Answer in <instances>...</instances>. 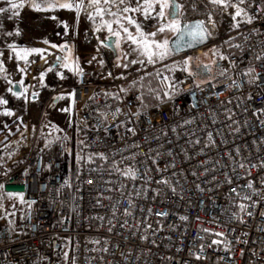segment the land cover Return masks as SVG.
Returning <instances> with one entry per match:
<instances>
[{"label": "built area", "instance_id": "2783aa9c", "mask_svg": "<svg viewBox=\"0 0 264 264\" xmlns=\"http://www.w3.org/2000/svg\"><path fill=\"white\" fill-rule=\"evenodd\" d=\"M231 2L214 74L158 72V103L107 57L74 74L72 138L31 134L0 178V264H264V0Z\"/></svg>", "mask_w": 264, "mask_h": 264}, {"label": "rangeland", "instance_id": "374dc122", "mask_svg": "<svg viewBox=\"0 0 264 264\" xmlns=\"http://www.w3.org/2000/svg\"><path fill=\"white\" fill-rule=\"evenodd\" d=\"M177 1L182 6L179 20L203 19L213 40L221 33H233L238 27L232 7L224 8L206 0ZM12 4L18 7L13 8ZM65 4L73 7L65 8ZM76 5L81 6L79 10ZM97 7L103 9L101 14H97ZM125 7L133 11L124 12ZM0 9H3L0 11V99L7 101L0 104V178L23 162V146L31 134L36 133V140L43 147L52 141L72 138L75 116L70 82L78 70L94 68L99 62L96 50L88 49L81 40L84 30L91 29L111 67L131 78L130 89L140 81L152 83L156 78L159 83L158 72L176 84L182 76H195L190 61L214 63L218 53V46L212 43L182 59L171 56L166 45L176 29L170 25L177 22L166 17L167 8L161 16L160 6L154 0L151 8L146 7L145 0H123V3L110 0L108 4L100 0L98 6H89V0H0ZM125 17L133 22L129 23ZM108 24L112 26L111 32ZM113 33H118L114 35V54L100 42ZM54 54L62 57L56 69L51 68ZM13 83L21 86L17 95L11 92ZM29 90L53 93V97L41 111L43 102L30 101L25 95ZM32 116L38 117V127ZM5 205L18 207L8 197Z\"/></svg>", "mask_w": 264, "mask_h": 264}, {"label": "water", "instance_id": "95a60500", "mask_svg": "<svg viewBox=\"0 0 264 264\" xmlns=\"http://www.w3.org/2000/svg\"><path fill=\"white\" fill-rule=\"evenodd\" d=\"M206 1L211 2V0ZM181 9L182 6L177 0H168V19L177 22V27L172 36L168 39L166 45L171 56H178L196 50H202L213 42V38L203 19L194 17L185 21L179 20ZM115 43L116 37L114 35H110L101 41V45L113 54L115 53ZM61 61L62 57L60 55L55 56L54 61L51 63V68L60 65ZM11 92L15 95L19 94L21 92L20 84L13 83L11 86ZM37 98V93L30 95L31 101H35ZM56 101L57 99L53 102L55 103Z\"/></svg>", "mask_w": 264, "mask_h": 264}, {"label": "snow or ice", "instance_id": "6c2138e0", "mask_svg": "<svg viewBox=\"0 0 264 264\" xmlns=\"http://www.w3.org/2000/svg\"><path fill=\"white\" fill-rule=\"evenodd\" d=\"M103 2L105 4H108L110 2V0H103ZM154 2L159 4L160 9H161L160 15L163 16L164 15L163 9L168 7V0H154ZM211 2L213 4L220 5V6L224 7V8H227V7L234 8L235 9V14L233 15V19H235L237 16H240L241 12L243 11V9H241L238 4L231 3V0H211ZM99 3H100V0H89V6H92L93 4L98 6ZM120 3H123V0H120ZM240 3L241 4L244 3V0H240ZM145 4H146L147 8H151L152 7V0H145ZM11 7L16 8V7H18V5L12 4ZM63 7L71 9L73 7V5L65 4V5H63ZM80 7H81L80 5H76L77 10H79ZM0 11H3V9H0ZM96 11H97V14H101L103 12V9L97 7ZM123 11L124 12H128V11H133V9H129V8L125 7V8H123ZM109 14L110 15H114V13H111V12H109ZM125 19H128L129 23L133 22L130 17H125ZM117 23H118V21H117ZM107 27H108V30L111 32L112 31L111 24H108ZM170 27L176 28L177 25L176 24H172V25H170ZM123 30L125 32H127L126 28H124ZM162 30L163 29H161V31ZM113 35H118V33H113ZM152 35H154V33ZM129 39H133L134 40V38L131 37L130 35H129ZM145 46L147 47V45H145ZM53 47H56V46L53 45ZM6 103H7V101L0 99V104H6ZM5 114L6 115H11L10 112H6Z\"/></svg>", "mask_w": 264, "mask_h": 264}, {"label": "trees", "instance_id": "16d2710c", "mask_svg": "<svg viewBox=\"0 0 264 264\" xmlns=\"http://www.w3.org/2000/svg\"><path fill=\"white\" fill-rule=\"evenodd\" d=\"M195 76L198 77V73H195ZM132 89H139L143 106H149L165 99V93L156 78L152 83L140 81Z\"/></svg>", "mask_w": 264, "mask_h": 264}, {"label": "flooded vegetation", "instance_id": "af4514ba", "mask_svg": "<svg viewBox=\"0 0 264 264\" xmlns=\"http://www.w3.org/2000/svg\"><path fill=\"white\" fill-rule=\"evenodd\" d=\"M166 8H167L166 9L167 10V16L166 17L168 18V15H169L168 7H166ZM108 36H110V35L105 36L103 39L100 40V42ZM190 65H191V69L193 71L199 72V70H202L207 76L213 75L215 72V68H216L215 62L212 63L210 61H203V60H198L196 62L190 61Z\"/></svg>", "mask_w": 264, "mask_h": 264}, {"label": "crops", "instance_id": "0c3cea01", "mask_svg": "<svg viewBox=\"0 0 264 264\" xmlns=\"http://www.w3.org/2000/svg\"><path fill=\"white\" fill-rule=\"evenodd\" d=\"M96 54L99 55V58H100L101 56L107 57V54H105V51H102V50L99 49V48L96 50ZM107 58H108V57H107ZM110 66H111V65H110ZM111 68H112V67H111ZM112 71H113V73H114L115 75H117V76L125 77V76H123V75L117 73L113 68H112Z\"/></svg>", "mask_w": 264, "mask_h": 264}, {"label": "bare ground", "instance_id": "6f19581e", "mask_svg": "<svg viewBox=\"0 0 264 264\" xmlns=\"http://www.w3.org/2000/svg\"><path fill=\"white\" fill-rule=\"evenodd\" d=\"M198 51V50H197Z\"/></svg>", "mask_w": 264, "mask_h": 264}]
</instances>
